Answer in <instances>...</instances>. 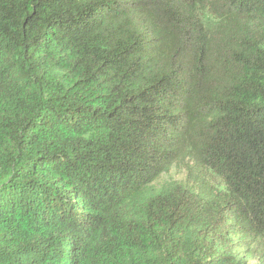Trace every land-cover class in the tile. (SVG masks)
Masks as SVG:
<instances>
[{
  "label": "trees",
  "instance_id": "16d2710c",
  "mask_svg": "<svg viewBox=\"0 0 264 264\" xmlns=\"http://www.w3.org/2000/svg\"><path fill=\"white\" fill-rule=\"evenodd\" d=\"M0 264H264V0H0Z\"/></svg>",
  "mask_w": 264,
  "mask_h": 264
},
{
  "label": "rangeland",
  "instance_id": "374dc122",
  "mask_svg": "<svg viewBox=\"0 0 264 264\" xmlns=\"http://www.w3.org/2000/svg\"><path fill=\"white\" fill-rule=\"evenodd\" d=\"M186 173L183 169L175 166L171 169V172L168 174L167 178H173V179H185Z\"/></svg>",
  "mask_w": 264,
  "mask_h": 264
}]
</instances>
